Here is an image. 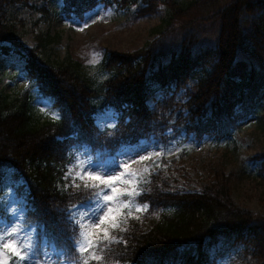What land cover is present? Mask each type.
Masks as SVG:
<instances>
[{
    "label": "trees",
    "instance_id": "obj_1",
    "mask_svg": "<svg viewBox=\"0 0 264 264\" xmlns=\"http://www.w3.org/2000/svg\"><path fill=\"white\" fill-rule=\"evenodd\" d=\"M31 1L0 0V52L25 61L33 87L16 96L0 92V182L7 170L24 180V223L35 227L41 247L46 241L67 260L76 255L69 212L88 195L83 185L65 187L73 153L86 149L107 159L142 140H226L258 113L264 98V0H116L122 10L145 4L141 15L164 5L166 18L154 31L156 40L140 50L108 51L101 68L110 77L100 84L70 56L51 60L47 50L58 36H41L35 48L21 42L4 8L29 7ZM108 1L63 0L61 12L83 20ZM211 21L216 32L204 38L199 28ZM35 89L52 101L59 119L34 115ZM157 89L164 96L151 107ZM183 90L184 101L178 99ZM106 110L118 114V124L101 131L96 117ZM250 160L262 161L264 169V152ZM210 170L201 191L178 189L176 178L163 169L154 172L138 198L149 206L147 213L113 233L118 242L104 250L102 264H216L214 249L223 236L264 264V216L235 202L236 176L222 163Z\"/></svg>",
    "mask_w": 264,
    "mask_h": 264
},
{
    "label": "rangeland",
    "instance_id": "obj_2",
    "mask_svg": "<svg viewBox=\"0 0 264 264\" xmlns=\"http://www.w3.org/2000/svg\"><path fill=\"white\" fill-rule=\"evenodd\" d=\"M217 1L226 5L234 0ZM62 7L63 0H32L29 7L18 5L6 7L4 10L7 19L17 24L20 40L26 47H37L41 36H58L59 40L47 50L51 60L62 61L70 56L75 61L84 64L89 74L99 84L110 77V73L101 68L108 51L128 54L140 50L156 40L158 36L154 31L166 18L164 5H159L152 13L141 15V9L146 8V5L141 2L130 9L122 10L116 0H109L107 3H100L87 13L83 20L67 18L61 12ZM106 11L110 12V15L99 19V16L104 15ZM92 19L96 22L91 23ZM86 22L89 24L88 27H85L83 31L77 30ZM215 29V24L211 21L202 29L199 28V31L203 32L201 34L204 38H213ZM94 53L100 55L95 58V62H90L94 59ZM25 65V61L19 56L14 54L7 56L0 52V92L16 96L33 89L31 82L27 79ZM32 94L34 115L41 121L54 119L51 113L57 112L54 110L53 103L41 97L36 89L32 91ZM163 96L162 90H155L149 105L154 107ZM178 99L183 101L186 99L184 90L178 94ZM263 114L264 98L260 101L258 113L242 121L239 129L230 139L219 141L205 138L197 141L193 137L182 135L178 140L169 144H157L154 140H143L138 145L126 147L114 157L107 159H100L99 155L94 156L84 149L73 153L71 165L75 164L79 157L82 161H91L90 166L94 168L103 166L110 169L117 161L122 162L131 158L136 162L129 164V171L140 173L143 180L148 181L154 172L163 169L178 180V189L201 191L203 183L209 178L210 167L220 162L227 173L236 176L234 200L239 207L264 216V169L261 165L262 161L250 160L264 152ZM117 122V115L112 110H106L97 115V125L101 130L114 128ZM154 153L161 154L153 155ZM143 156H150V159H141ZM145 168L148 169L147 172H144ZM65 181L66 188L72 186V177H68ZM23 183L22 179L15 177V172L12 170H7L2 177L0 205L3 213H0V225L21 219V215V222L24 223L26 193L20 189ZM76 183L83 185L80 180ZM145 184L142 183L140 187L143 188ZM120 187L122 190L128 186ZM138 198L139 196L136 197L137 201ZM13 208L19 210L15 215L10 211ZM123 211L126 214L128 210ZM147 211L148 209L140 212L133 211V215L127 216L126 222L121 223V227L126 228L131 218L140 219ZM106 227L108 226L101 225V228ZM27 228L30 230L32 227ZM94 231L103 236V232L99 229ZM109 231L113 235L119 229L109 228ZM53 249L55 248H48L55 260L58 258V251H53ZM214 256L216 264H256L242 247L234 243V238L231 236L221 238L220 244L214 249Z\"/></svg>",
    "mask_w": 264,
    "mask_h": 264
},
{
    "label": "snow or ice",
    "instance_id": "obj_3",
    "mask_svg": "<svg viewBox=\"0 0 264 264\" xmlns=\"http://www.w3.org/2000/svg\"><path fill=\"white\" fill-rule=\"evenodd\" d=\"M107 15H110V12H104L99 19H104ZM95 22V19L91 20V23ZM88 26L86 22L77 30L83 31ZM99 55L94 53V59L90 62H95ZM51 115L54 119H59L58 113ZM141 159H150V156H143ZM135 162L129 158L122 162L117 161L110 169L103 166L94 168L90 166L91 161L85 162L77 157L76 163L69 166L65 179L72 177V186L77 189L80 184L76 181L80 180L83 182V190L88 192L84 202L73 205V210L69 212L68 218L73 225V235L70 239L72 250L76 254L74 257H68L66 260V253L61 250L57 252L58 258L54 260L48 250V243L45 241L41 247L35 227L29 230L27 225L21 222V215V219L0 225V264H9V261L11 264H102L104 250L112 243L118 242L109 228L126 231L121 227V223L126 222V217L132 216L133 211H146L149 207L136 200V197L145 191L140 185L147 181L142 179L140 173L129 171V164ZM147 171L145 168L144 172ZM124 185L128 187L121 190L120 186ZM124 209L128 210L126 214ZM10 211L15 215L19 210L13 208ZM101 225L108 227L101 228ZM96 229L102 231L103 236L94 231Z\"/></svg>",
    "mask_w": 264,
    "mask_h": 264
}]
</instances>
